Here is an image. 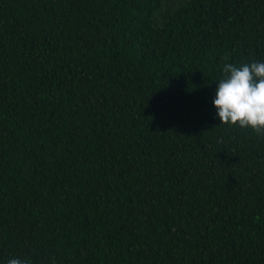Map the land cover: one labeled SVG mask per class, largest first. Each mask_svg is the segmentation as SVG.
I'll list each match as a JSON object with an SVG mask.
<instances>
[{"label": "trees", "instance_id": "obj_1", "mask_svg": "<svg viewBox=\"0 0 264 264\" xmlns=\"http://www.w3.org/2000/svg\"><path fill=\"white\" fill-rule=\"evenodd\" d=\"M253 61L264 0H0V264H264Z\"/></svg>", "mask_w": 264, "mask_h": 264}, {"label": "clouds", "instance_id": "obj_2", "mask_svg": "<svg viewBox=\"0 0 264 264\" xmlns=\"http://www.w3.org/2000/svg\"><path fill=\"white\" fill-rule=\"evenodd\" d=\"M213 104L221 124L264 133V62L223 66ZM7 264H31L30 259L10 258Z\"/></svg>", "mask_w": 264, "mask_h": 264}]
</instances>
